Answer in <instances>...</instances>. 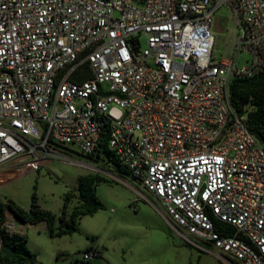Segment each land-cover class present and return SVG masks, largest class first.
I'll return each instance as SVG.
<instances>
[{"label": "built area", "instance_id": "obj_1", "mask_svg": "<svg viewBox=\"0 0 264 264\" xmlns=\"http://www.w3.org/2000/svg\"><path fill=\"white\" fill-rule=\"evenodd\" d=\"M222 6L237 35L213 61ZM263 71L264 0H0V170L85 166L74 157L94 156L107 126L109 150L186 244L264 264V145L229 100L233 78ZM17 223L4 206L0 241Z\"/></svg>", "mask_w": 264, "mask_h": 264}, {"label": "rangeland", "instance_id": "obj_2", "mask_svg": "<svg viewBox=\"0 0 264 264\" xmlns=\"http://www.w3.org/2000/svg\"><path fill=\"white\" fill-rule=\"evenodd\" d=\"M211 30L215 39L213 61L232 55L237 27L227 6L214 13ZM247 58L237 53L235 64L244 65ZM74 158L88 164L45 161L39 168L30 165L22 171L0 170V202L8 206L12 201L28 210L34 194L36 203L56 216L54 229L59 227L65 196L74 195L67 205V216L77 204L80 176L97 174L106 179L92 185L101 207L80 215L77 230L71 234L51 237L44 222L17 223L22 224L18 233L26 237L35 264H230L212 248L201 250L186 244L169 226L159 202L105 157ZM90 246L99 248L103 256L80 262L77 254Z\"/></svg>", "mask_w": 264, "mask_h": 264}, {"label": "trees", "instance_id": "obj_3", "mask_svg": "<svg viewBox=\"0 0 264 264\" xmlns=\"http://www.w3.org/2000/svg\"><path fill=\"white\" fill-rule=\"evenodd\" d=\"M229 100L231 106L239 113L247 110L248 129L264 145V71L251 77L233 78L229 85ZM108 131L106 126L97 153L85 158L95 160V158L103 155L107 163L112 164L118 172L128 175V172L107 147ZM99 181H106V179L97 174L79 177L77 204L67 216V205L74 198V195L68 193L65 196L62 213L59 216L60 224L57 229H54L56 216L51 211L41 208L36 203L34 194L28 210L20 208L12 201H8V206L16 211L23 223L44 222L48 235L51 237L71 234L77 230V218L80 215L92 214L101 207L92 187L93 183ZM4 206L6 205L0 202V214H3ZM2 238L6 244L12 247V253L8 255L0 253V264H35V255L28 249L26 237L23 234L5 233L2 234Z\"/></svg>", "mask_w": 264, "mask_h": 264}, {"label": "water", "instance_id": "obj_4", "mask_svg": "<svg viewBox=\"0 0 264 264\" xmlns=\"http://www.w3.org/2000/svg\"><path fill=\"white\" fill-rule=\"evenodd\" d=\"M9 209L14 213V215L17 217V219L20 222H22L20 220L19 216L17 215L16 211L10 206H9ZM0 253L6 254V255L11 254L12 253V247L10 245L6 244L5 241H0Z\"/></svg>", "mask_w": 264, "mask_h": 264}, {"label": "crops", "instance_id": "obj_5", "mask_svg": "<svg viewBox=\"0 0 264 264\" xmlns=\"http://www.w3.org/2000/svg\"><path fill=\"white\" fill-rule=\"evenodd\" d=\"M128 176V175H127ZM150 196V195H149ZM151 197V196H150ZM153 198V197H152ZM29 224V223H28ZM20 228H22V224L20 225ZM91 247V246H90ZM87 248H89V247H87ZM87 248H85V249H87ZM99 249V248H98ZM103 255H102V252H101V257H102Z\"/></svg>", "mask_w": 264, "mask_h": 264}]
</instances>
